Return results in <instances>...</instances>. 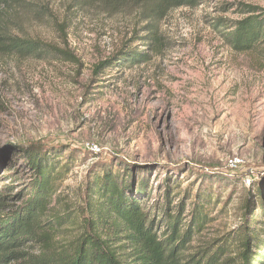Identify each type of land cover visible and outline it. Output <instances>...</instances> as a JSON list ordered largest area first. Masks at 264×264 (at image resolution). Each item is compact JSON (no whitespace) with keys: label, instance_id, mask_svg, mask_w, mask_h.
Wrapping results in <instances>:
<instances>
[{"label":"rangeland","instance_id":"1","mask_svg":"<svg viewBox=\"0 0 264 264\" xmlns=\"http://www.w3.org/2000/svg\"><path fill=\"white\" fill-rule=\"evenodd\" d=\"M244 5L264 11V0H198L162 20L94 0L6 7L16 35L58 52L0 56V202L30 198L36 151L56 166L49 214L72 219L65 234L107 170L119 183L131 175L136 192L146 186L135 193L148 210L165 207L169 191L186 225L201 196L209 221L189 253L237 247L249 222L264 227V43L240 52L225 35L250 15Z\"/></svg>","mask_w":264,"mask_h":264},{"label":"trees","instance_id":"2","mask_svg":"<svg viewBox=\"0 0 264 264\" xmlns=\"http://www.w3.org/2000/svg\"><path fill=\"white\" fill-rule=\"evenodd\" d=\"M26 1L0 0V56L58 52L53 45L13 32L5 8L14 4L25 6ZM94 1L113 13L137 5L144 12L149 11L152 18L162 20L171 9L193 6L198 0ZM258 9L244 5L242 13L250 15L225 34L235 50L251 51L264 43V11L256 14ZM30 152L29 163L37 174L30 198L13 209L6 201L0 202V264H264L263 226L249 222L251 226L236 237L237 247L226 242L204 252L189 253L192 239L204 231L209 221L207 207L200 203L201 196L186 225L183 205L177 213L171 211L169 191L165 207L157 205L148 210L136 200V193L144 195L147 187L140 185L136 192L131 175H125L126 179L119 183V178L109 170L105 181L87 188L86 204L80 213L82 220L74 227L76 233L65 234L69 230L63 226L72 219L62 224L64 218L60 214H49L56 166L47 156ZM160 212L167 224L166 230L159 233L156 226ZM74 228H69L71 233ZM236 248L239 250L235 252ZM232 255L236 256L229 257Z\"/></svg>","mask_w":264,"mask_h":264},{"label":"built area","instance_id":"3","mask_svg":"<svg viewBox=\"0 0 264 264\" xmlns=\"http://www.w3.org/2000/svg\"><path fill=\"white\" fill-rule=\"evenodd\" d=\"M87 148L92 150L93 152H97L99 151V148L96 145H91V144H87ZM242 161L239 158H232L229 160L228 165L233 168L236 169L241 165Z\"/></svg>","mask_w":264,"mask_h":264}]
</instances>
